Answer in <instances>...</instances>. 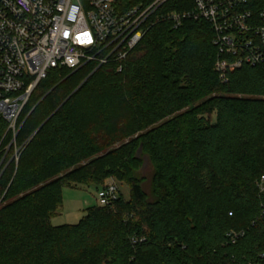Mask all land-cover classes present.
Returning a JSON list of instances; mask_svg holds the SVG:
<instances>
[{
	"label": "trees",
	"instance_id": "1",
	"mask_svg": "<svg viewBox=\"0 0 264 264\" xmlns=\"http://www.w3.org/2000/svg\"><path fill=\"white\" fill-rule=\"evenodd\" d=\"M194 10V0H169L126 59L50 71L17 137L0 115V264H264V65L218 73L211 23L182 18L176 28L168 19ZM198 100L214 121L194 108ZM168 118L130 148L94 159L109 138ZM143 153L154 174L127 179L130 200L120 192L78 224L53 226L64 189L99 192L116 171H136L123 156L137 163Z\"/></svg>",
	"mask_w": 264,
	"mask_h": 264
},
{
	"label": "built area",
	"instance_id": "2",
	"mask_svg": "<svg viewBox=\"0 0 264 264\" xmlns=\"http://www.w3.org/2000/svg\"><path fill=\"white\" fill-rule=\"evenodd\" d=\"M119 0H0V115L17 137L18 121L33 92L49 72L78 71L90 62L123 60L142 41L151 16L169 0L126 13ZM187 15H168L176 28L182 18L205 20L215 30L216 71L222 76L245 65H264V9L260 0H194ZM264 181V177H263ZM111 180L98 192L100 206L116 202Z\"/></svg>",
	"mask_w": 264,
	"mask_h": 264
},
{
	"label": "rangeland",
	"instance_id": "3",
	"mask_svg": "<svg viewBox=\"0 0 264 264\" xmlns=\"http://www.w3.org/2000/svg\"><path fill=\"white\" fill-rule=\"evenodd\" d=\"M85 80H86V78H83L82 80H80L78 82V84L74 86V90L77 89ZM194 108L198 109V111L200 113H202L203 115H205L208 119H211L213 121L215 120V114L212 111H210V109H208V107H206L204 105L203 100H198L194 104ZM180 114L181 113H178L177 115L179 116ZM172 119L173 118H168L163 122L153 124V125L149 126L148 128H146L144 130H140V131H137V127L134 126L136 128V130H135V128H133L131 130H126V132L123 134L121 133L120 135H115V136H113L112 139L109 138L105 142L103 152L99 156L94 157V159L101 157L103 155L109 154V153L116 154L121 150L124 151L127 148H130L132 143L134 141H137V139L139 137H141L142 135H144L147 132L161 128V126L163 124H166L168 121H170ZM129 123H133V121H129V119H128V121H126L125 125H127ZM125 125H120V128H118L117 130L119 132H121V130H123V127ZM131 127H133V126H131ZM117 137H118V139L114 140ZM114 141H116V142H114ZM122 148H124V149H122ZM146 154L147 153H143L142 154V161L137 162V163H134L129 156H127V157L123 156L122 162L128 161L127 162L128 165L132 166L134 169H136V171L130 175H128L127 173L125 174V173H120V172L116 171V176L114 177V179L108 178L106 180V182L111 181V180L115 181L120 188V192L123 194V196L127 200H130V196H131V190L129 188V182L127 181V179L132 178L133 174H134L135 178L138 180L144 179L145 181L146 180L150 181L152 179V176L154 174V167H153L151 161L147 159L148 157H146ZM17 155H18V153H16L15 157ZM135 156H136V153H135L134 157ZM88 162H90V161H86L80 165L72 166L69 169V172H72L75 168H78L82 165H85ZM69 172H66V173H69ZM121 178H125L126 180L122 181ZM97 196H98V187H96V186L83 187L80 189H64V191H63V207L59 210V215L52 220L53 226L78 224L84 218L86 211L88 209L99 206Z\"/></svg>",
	"mask_w": 264,
	"mask_h": 264
},
{
	"label": "water",
	"instance_id": "4",
	"mask_svg": "<svg viewBox=\"0 0 264 264\" xmlns=\"http://www.w3.org/2000/svg\"><path fill=\"white\" fill-rule=\"evenodd\" d=\"M74 94H75V93H74ZM72 96H73V95H72ZM70 98H71V97H70ZM70 98H69V99H70ZM69 99H68V100H69ZM66 102H67V101H66ZM47 122H48V121H46V122L40 127V129L36 132V134H37V133H38V132H39V131L45 126V124H46ZM36 134H35V135H36Z\"/></svg>",
	"mask_w": 264,
	"mask_h": 264
}]
</instances>
